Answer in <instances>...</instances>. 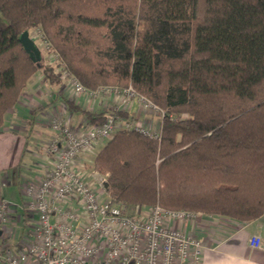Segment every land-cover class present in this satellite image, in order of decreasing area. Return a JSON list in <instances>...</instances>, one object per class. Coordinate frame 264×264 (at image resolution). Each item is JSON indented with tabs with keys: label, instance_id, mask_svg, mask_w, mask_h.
Returning <instances> with one entry per match:
<instances>
[{
	"label": "trees",
	"instance_id": "1",
	"mask_svg": "<svg viewBox=\"0 0 264 264\" xmlns=\"http://www.w3.org/2000/svg\"><path fill=\"white\" fill-rule=\"evenodd\" d=\"M36 29L55 63L25 52L19 36ZM39 71L132 87L165 111L159 140L118 130L93 158L127 213L264 215V0H0V128ZM65 102L93 125L109 115Z\"/></svg>",
	"mask_w": 264,
	"mask_h": 264
},
{
	"label": "built area",
	"instance_id": "2",
	"mask_svg": "<svg viewBox=\"0 0 264 264\" xmlns=\"http://www.w3.org/2000/svg\"><path fill=\"white\" fill-rule=\"evenodd\" d=\"M30 37L48 58L58 59L41 29ZM72 91L89 99L116 95L119 108L127 109L133 101L143 111L158 118V126L126 121L114 113L86 130L70 127L61 116L50 121L57 136L39 152L43 160L52 158V168L37 183L27 184L30 198L26 211L34 216L33 236L19 251L0 245V264H202L205 245L201 240L176 228L173 223L194 219L200 213L169 210L160 205L127 213L112 200L105 189L108 173L93 171L99 177L100 192L88 183V171L79 159L99 142L114 138L118 130H136L160 139L165 111L151 100L129 88L105 86L87 89L70 73ZM11 203L0 198V225L8 223ZM254 249L264 250V240L254 235L249 240Z\"/></svg>",
	"mask_w": 264,
	"mask_h": 264
},
{
	"label": "crops",
	"instance_id": "3",
	"mask_svg": "<svg viewBox=\"0 0 264 264\" xmlns=\"http://www.w3.org/2000/svg\"><path fill=\"white\" fill-rule=\"evenodd\" d=\"M47 59V56L45 55ZM66 100L83 110L93 113L115 109L127 112L126 121L142 122L158 126V118L143 111L133 101L127 108H119L116 95L89 99L72 91L69 79L59 76V82H49L39 71L32 76L17 104L9 110L0 128V198L11 203L9 220L0 225V245L19 251L27 239L33 236L34 216L26 211L30 198L27 184L37 183L52 168V158L43 160L39 152L57 136L50 125L55 116H61L75 129L86 130L93 124L80 112L71 111ZM105 142H99L80 159V166L87 171V181L100 192L99 177L93 174L92 161ZM173 226L198 238L205 245L202 264H264V250L254 249L249 240L259 235L264 240V215L251 222H239L222 216L199 214L194 219L173 223Z\"/></svg>",
	"mask_w": 264,
	"mask_h": 264
},
{
	"label": "water",
	"instance_id": "4",
	"mask_svg": "<svg viewBox=\"0 0 264 264\" xmlns=\"http://www.w3.org/2000/svg\"><path fill=\"white\" fill-rule=\"evenodd\" d=\"M19 41L22 44L25 52L29 55L31 60L37 64H39L42 60V52L35 41L30 37L28 31L23 32L19 36ZM2 235V231H0V236Z\"/></svg>",
	"mask_w": 264,
	"mask_h": 264
},
{
	"label": "rangeland",
	"instance_id": "5",
	"mask_svg": "<svg viewBox=\"0 0 264 264\" xmlns=\"http://www.w3.org/2000/svg\"><path fill=\"white\" fill-rule=\"evenodd\" d=\"M43 57H45L44 53H43ZM48 58V57H47ZM154 115V114H153ZM156 116V115H155Z\"/></svg>",
	"mask_w": 264,
	"mask_h": 264
}]
</instances>
